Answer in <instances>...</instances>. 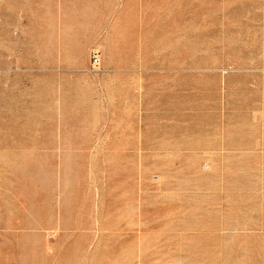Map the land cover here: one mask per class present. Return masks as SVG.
<instances>
[{"label":"rangeland","instance_id":"obj_1","mask_svg":"<svg viewBox=\"0 0 264 264\" xmlns=\"http://www.w3.org/2000/svg\"><path fill=\"white\" fill-rule=\"evenodd\" d=\"M0 264H264V0H0Z\"/></svg>","mask_w":264,"mask_h":264},{"label":"built area","instance_id":"obj_2","mask_svg":"<svg viewBox=\"0 0 264 264\" xmlns=\"http://www.w3.org/2000/svg\"><path fill=\"white\" fill-rule=\"evenodd\" d=\"M93 63H94V65H99L100 64V59H99L98 55H94Z\"/></svg>","mask_w":264,"mask_h":264}]
</instances>
